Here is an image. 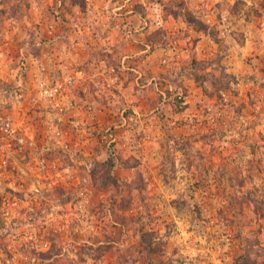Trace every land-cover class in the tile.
I'll return each mask as SVG.
<instances>
[{"label": "rangeland", "instance_id": "374dc122", "mask_svg": "<svg viewBox=\"0 0 264 264\" xmlns=\"http://www.w3.org/2000/svg\"><path fill=\"white\" fill-rule=\"evenodd\" d=\"M82 1L0 0V264H264V0Z\"/></svg>", "mask_w": 264, "mask_h": 264}, {"label": "trees", "instance_id": "16d2710c", "mask_svg": "<svg viewBox=\"0 0 264 264\" xmlns=\"http://www.w3.org/2000/svg\"><path fill=\"white\" fill-rule=\"evenodd\" d=\"M71 1H73L74 3H79L82 0H71ZM183 4H184L183 2L179 3L178 10L176 12H174L175 15L183 14V16L185 17V19L189 25L193 26L198 31L207 32L208 25L205 24L192 11H190L188 9L187 10H181ZM180 6H181V9H180ZM101 164L106 166V172L102 175V178L106 179L105 184H113V185L116 184L117 178H115L111 174L112 173L111 172L112 167L115 164V160L113 159V157L110 156L106 161L102 162ZM153 239H154V235L150 232H145V233L141 234L140 243L148 251V253L150 255L155 251V248L153 247ZM43 255H46V256L50 255L49 251ZM149 264H157V262L154 261L152 258H150ZM236 264H261V263L259 261H257V259L254 256H252L251 252H247L241 256L240 260H238Z\"/></svg>", "mask_w": 264, "mask_h": 264}, {"label": "built area", "instance_id": "2783aa9c", "mask_svg": "<svg viewBox=\"0 0 264 264\" xmlns=\"http://www.w3.org/2000/svg\"><path fill=\"white\" fill-rule=\"evenodd\" d=\"M40 87L42 92L49 97L54 96L61 88V85L59 84H55V85H47L45 84V82H40ZM0 125L2 126L1 128L6 131V132H13V127H12V123L11 121L4 117V116H0Z\"/></svg>", "mask_w": 264, "mask_h": 264}]
</instances>
